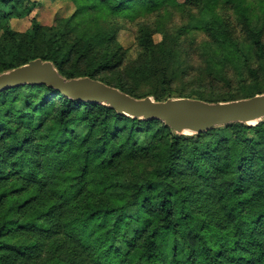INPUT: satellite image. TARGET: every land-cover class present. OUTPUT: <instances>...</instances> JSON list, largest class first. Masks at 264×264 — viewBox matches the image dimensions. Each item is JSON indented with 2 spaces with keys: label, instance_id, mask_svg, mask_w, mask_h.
<instances>
[{
  "label": "trees",
  "instance_id": "obj_1",
  "mask_svg": "<svg viewBox=\"0 0 264 264\" xmlns=\"http://www.w3.org/2000/svg\"><path fill=\"white\" fill-rule=\"evenodd\" d=\"M68 1L17 31L37 1L0 0V72L39 57L139 98L264 92V0ZM0 264H264V119L185 135L45 84L0 91Z\"/></svg>",
  "mask_w": 264,
  "mask_h": 264
},
{
  "label": "water",
  "instance_id": "obj_2",
  "mask_svg": "<svg viewBox=\"0 0 264 264\" xmlns=\"http://www.w3.org/2000/svg\"><path fill=\"white\" fill-rule=\"evenodd\" d=\"M21 84H45L69 98L109 106L120 115L158 119L176 134L200 133L234 122L253 125L264 119V92L216 102L191 97L139 98L88 76L65 78L51 61L39 57L0 72V91Z\"/></svg>",
  "mask_w": 264,
  "mask_h": 264
},
{
  "label": "rangeland",
  "instance_id": "obj_3",
  "mask_svg": "<svg viewBox=\"0 0 264 264\" xmlns=\"http://www.w3.org/2000/svg\"><path fill=\"white\" fill-rule=\"evenodd\" d=\"M37 1V7L31 12L29 16L22 18L11 19V26L17 31H24L30 25L31 17L35 16L36 19L43 25H52L55 21V16H69L74 7L68 0H31ZM160 36L154 35V40L158 41ZM118 40L123 47L127 48L134 43V32L129 27L123 28L118 33ZM191 133L185 134L190 135Z\"/></svg>",
  "mask_w": 264,
  "mask_h": 264
}]
</instances>
